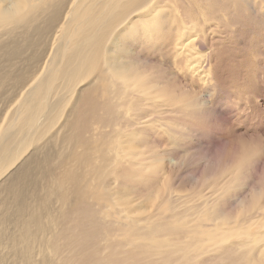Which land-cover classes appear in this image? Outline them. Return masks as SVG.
Listing matches in <instances>:
<instances>
[{
  "label": "bare ground",
  "instance_id": "1",
  "mask_svg": "<svg viewBox=\"0 0 264 264\" xmlns=\"http://www.w3.org/2000/svg\"><path fill=\"white\" fill-rule=\"evenodd\" d=\"M247 12L264 0H0V264H264V135L262 177L235 132L174 181Z\"/></svg>",
  "mask_w": 264,
  "mask_h": 264
},
{
  "label": "rangeland",
  "instance_id": "2",
  "mask_svg": "<svg viewBox=\"0 0 264 264\" xmlns=\"http://www.w3.org/2000/svg\"><path fill=\"white\" fill-rule=\"evenodd\" d=\"M253 14L254 18L258 16L257 21H253ZM242 15L243 18L239 22L240 26L238 24L234 26V29L236 27V32H238L239 34L237 33L236 37L234 36L235 34L233 36L228 35L225 38L226 43H224L222 48L219 49L221 52L219 51L216 56L217 59L215 58L217 74L214 78L218 80L220 91L222 93H220L218 90L219 95H217L219 96V98L216 96V98L218 99H216V101L214 102L213 107H215V109L217 108L216 110L221 114V116L219 114L220 121L217 118L215 119L213 115L208 118H195L201 122H197V120L194 119H192L194 121L191 120L192 123H190V125L192 124L191 126H197L198 135L195 136V139H192V142L190 143L191 148L187 151L185 157L181 158L183 159V161H181L180 159V161L183 162L178 167L180 171L176 169L177 172H174V175L177 174L174 177V181L177 182L180 186L182 185L181 188L185 189V191L188 187H194L198 185V183L203 180L202 177L204 176V174L206 173L207 175L212 171L206 168L209 165H213L215 167L214 164L218 163L219 161L223 164L222 166L226 165L229 160L226 152L230 148L229 146H231V148L236 147L235 145L237 141L235 140V136L237 135H239L238 138L240 139L249 138V142L244 143L242 146H250L254 151L253 155H255L253 159L256 161L252 163V168L249 170L252 173H249V171L247 170V176L249 174V176L251 178L253 177L252 179L254 180V178L258 179V177H262L263 175L260 174L262 173L261 170L263 163L260 161L261 157L258 155L259 151L256 149L258 145H256V148H254L252 144H258V136L264 135L259 134L264 132V12L261 15H257L256 12H253L252 14H250V12H247L246 14L243 13ZM247 15H250V17H252V19L250 18L252 22L249 20V18H246ZM241 25L243 27H241ZM240 27L242 29H240ZM237 28L240 30L237 31ZM251 28L255 29V31ZM242 31H244L245 33H243ZM240 33H242V35ZM229 40H231L232 42ZM240 84H242L241 86L244 88H240ZM240 89L248 90L249 93L247 97L251 99L250 103H247L245 105V94H240L241 96H239L237 93ZM238 96L244 99V102H239V104L241 103L242 106L244 105L243 108L241 105L237 104L241 108V115H239V117L237 116L238 114L236 110L238 106L236 108L235 104V101L239 100ZM245 112L248 113L246 114L248 117L246 119H243ZM185 120L186 118L183 119V121ZM195 122L197 123L195 124ZM231 131H234V133H232ZM235 132L237 133V135H235ZM253 136L255 137L253 138ZM231 144L234 147H232ZM209 162L210 164H208ZM241 172L243 175H245L246 181H249L251 179L248 176L249 179L247 180L245 170H242ZM182 179L186 182H183ZM251 181L252 180H250L249 182Z\"/></svg>",
  "mask_w": 264,
  "mask_h": 264
}]
</instances>
